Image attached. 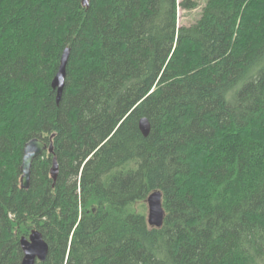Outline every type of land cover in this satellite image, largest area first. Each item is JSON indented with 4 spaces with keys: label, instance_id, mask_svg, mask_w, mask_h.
<instances>
[{
    "label": "trees",
    "instance_id": "1",
    "mask_svg": "<svg viewBox=\"0 0 264 264\" xmlns=\"http://www.w3.org/2000/svg\"><path fill=\"white\" fill-rule=\"evenodd\" d=\"M179 6L198 3L0 0V264L34 230L37 264H264V0H208L181 27ZM35 138L54 154L25 190ZM155 191L161 228L132 208Z\"/></svg>",
    "mask_w": 264,
    "mask_h": 264
},
{
    "label": "water",
    "instance_id": "2",
    "mask_svg": "<svg viewBox=\"0 0 264 264\" xmlns=\"http://www.w3.org/2000/svg\"><path fill=\"white\" fill-rule=\"evenodd\" d=\"M91 0H83V6L89 8ZM70 58V49H65L59 71L53 81V88L57 91V101L60 102L67 76V66ZM139 128L145 137L151 132V124L147 118L141 119ZM45 152L54 154L53 143H47L42 139L35 138L29 141L24 149L23 164L21 167V187L25 190L30 187L32 165L36 159L41 157ZM59 174V165L57 158L54 157L53 167L51 169V177L57 180ZM149 214L148 223L152 228H161L164 224L165 210L163 207V195L161 191L153 192L147 199ZM21 247L24 252L22 264H37L47 260L50 252V246L43 238L41 232L34 230L29 238H22Z\"/></svg>",
    "mask_w": 264,
    "mask_h": 264
},
{
    "label": "rangeland",
    "instance_id": "3",
    "mask_svg": "<svg viewBox=\"0 0 264 264\" xmlns=\"http://www.w3.org/2000/svg\"><path fill=\"white\" fill-rule=\"evenodd\" d=\"M184 0H178L179 3H182ZM198 3V7L194 10H183L180 6L178 8V25L181 26H190L197 22L200 18L202 9L207 4L208 0H192ZM133 210L143 213L145 215L149 214V207L147 201L137 203L133 207Z\"/></svg>",
    "mask_w": 264,
    "mask_h": 264
}]
</instances>
